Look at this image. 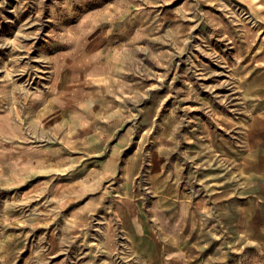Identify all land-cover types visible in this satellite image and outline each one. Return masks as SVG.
Instances as JSON below:
<instances>
[{"label":"rangeland","instance_id":"obj_1","mask_svg":"<svg viewBox=\"0 0 264 264\" xmlns=\"http://www.w3.org/2000/svg\"><path fill=\"white\" fill-rule=\"evenodd\" d=\"M262 3L0 0V264H264Z\"/></svg>","mask_w":264,"mask_h":264},{"label":"crops","instance_id":"obj_2","mask_svg":"<svg viewBox=\"0 0 264 264\" xmlns=\"http://www.w3.org/2000/svg\"><path fill=\"white\" fill-rule=\"evenodd\" d=\"M257 12L260 13V16L264 18V5L262 3V6L256 9ZM117 157H104V182L108 177L112 176L114 173H116L117 167ZM264 192V191H263ZM165 224V223H164ZM172 253V252H171Z\"/></svg>","mask_w":264,"mask_h":264},{"label":"bare ground","instance_id":"obj_3","mask_svg":"<svg viewBox=\"0 0 264 264\" xmlns=\"http://www.w3.org/2000/svg\"><path fill=\"white\" fill-rule=\"evenodd\" d=\"M188 226V225H187ZM192 228V227H191Z\"/></svg>","mask_w":264,"mask_h":264}]
</instances>
